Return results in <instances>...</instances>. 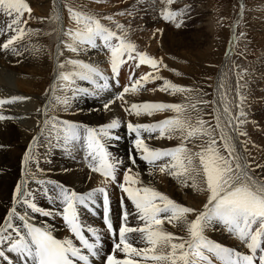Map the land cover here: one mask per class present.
<instances>
[{
	"label": "snow or ice",
	"instance_id": "6c2138e0",
	"mask_svg": "<svg viewBox=\"0 0 264 264\" xmlns=\"http://www.w3.org/2000/svg\"><path fill=\"white\" fill-rule=\"evenodd\" d=\"M172 2L173 0H167V4ZM66 7L69 20L75 27L60 31V36L64 38L57 45L54 79L49 88L45 89V93L50 91L51 96L42 113L37 109L43 120H37L39 131L32 136L23 154L22 179L16 184L12 193V206L0 223V264H92L91 258L100 255L101 236L97 229L83 222L80 209L92 211L98 198L103 201V223L107 232L113 236L111 251L105 254L102 264H212L208 254H212L220 264H264V175H253L248 161L236 151L232 136L227 132L228 128L233 127V120L244 115L240 105H236L240 110L234 117L226 93L220 91V105L213 108V124L199 114L193 120L186 110L195 108V104H128L124 99L125 94H136L144 84L163 79L159 75V66L163 65V61L146 51L138 50L134 43L126 39L123 25L115 23L116 31L102 23V20L111 21V16L98 17L76 10L70 5ZM0 11L12 17V25H18L12 29L15 34L0 44V47L7 50L26 31H33L21 26L24 14L28 13L30 19L32 10L26 0H0ZM242 11L241 5V14ZM118 14L123 15L122 12ZM160 15L165 22H171L176 27H180L183 22L177 20L178 16L183 15L182 10L172 11L164 7ZM54 20L58 21L59 17H54ZM27 22L26 19L23 20V24ZM240 35L243 36V32ZM96 48L107 49L109 53L110 78L98 66L82 59H59L64 50L79 56L82 52ZM12 51L20 55L15 47H12ZM33 51L39 52V48H34ZM127 61H133L136 68L145 65L152 71L135 80L129 75L130 84L123 85L122 90L107 99L103 104L104 109L109 110V106L118 100L125 113L137 117L145 114L151 116L154 112L165 110L176 113L171 118L155 123L127 122L126 131L132 137L134 150L128 159L132 165H136L138 156L139 160L149 165V175L154 174L157 161H165L158 166L161 173L167 171L181 185L205 195L199 208L174 201L151 183L145 184L140 179L138 170L122 167L123 161L108 150V142L121 139L116 134V130L121 128L120 119L113 118L98 127H90L49 114L53 105L67 110L77 96L99 97L112 87L110 80L115 81V86L120 88L119 73L121 66ZM78 81L86 82L91 87H81ZM220 89H223V84ZM159 90L169 94H186V99L196 91L166 79H163ZM237 96L239 97V91ZM25 99L28 98L13 96L10 99H0V105ZM196 103L208 104L209 101L197 97ZM8 118L10 117L0 115V120ZM240 123L243 121L237 119V126ZM234 130L239 131L238 127ZM144 133L148 134L147 139L153 138L154 133H158L156 138L168 139L178 134L180 142L174 147H151L146 143ZM239 134L245 135L242 132ZM41 138L47 148L64 151L82 142L88 168L102 177L98 186L83 193L55 181L34 180L42 186L43 195L49 202L59 205L55 212L39 207L34 202V192L37 190H29L27 179L31 171L23 170V166L34 161L38 167L40 157L34 149L41 146ZM196 139L202 143L194 145L199 150L193 151L187 147L186 142ZM257 167L264 168V165ZM121 173L122 179H119ZM109 184H116L122 197H126L134 209V212L129 211L124 199H121L118 229L114 227L110 217ZM45 185L52 187L49 189ZM17 205H22L24 210H18ZM35 213L41 216H60L79 246L70 238L57 239L50 227L37 226L31 215ZM129 217H133L138 223L130 226ZM165 220L178 226L184 235L165 231L161 227ZM216 224L240 241L247 253L208 239L204 234L205 230ZM134 233L138 234L137 243L143 244V247L132 243L134 237L131 234ZM7 253H12L17 259H11ZM118 253L121 255H117Z\"/></svg>",
	"mask_w": 264,
	"mask_h": 264
},
{
	"label": "rangeland",
	"instance_id": "374dc122",
	"mask_svg": "<svg viewBox=\"0 0 264 264\" xmlns=\"http://www.w3.org/2000/svg\"><path fill=\"white\" fill-rule=\"evenodd\" d=\"M130 1H132L133 4H131ZM164 1L165 0H143V6H145V3L147 6L146 9L151 8L152 3H155L157 6H162L166 3H164ZM26 2L29 4L32 10L31 18L28 19L29 14L25 13L22 17L21 26H23L25 29L33 30L31 33H27L26 31L24 36L27 40L30 39L31 45L33 44L32 46H35V39L39 41L38 47L42 51V57L35 58L32 49L25 43L23 37L15 41L14 44L9 47L10 51L8 52L12 53V55H10L11 58H13L15 61L23 60L25 67L27 66L28 69L27 73H30L31 78L36 81L38 85L37 92L36 86H33V90L31 93L32 95L25 96L26 98H29V101L25 99L9 104L12 109H17L18 111L25 110L22 109L24 107L23 105L28 106L30 104H33L31 100L34 99L36 101H39L38 105L43 112V107L46 101L51 96L50 91L48 94L45 93V89L49 88V85L54 79L55 62L58 58L57 45L59 44V40L63 39L60 36V31L61 29H67L68 27H75V25L69 20L66 5H70L79 11L92 13L98 17L111 16V21L102 20V23L108 25L116 31L118 30L115 28V23L123 25L124 31L126 33V39L134 43L137 49L141 51H145V46L141 45L142 43H140L136 39L140 38V36H136L138 35V32L136 33V31H140V29H142V31L144 30L143 33L148 37L149 35H153L151 31L154 30L155 27L150 22V18H148V16L145 17L144 15H142V12L140 11L141 9H138V6L140 5H134V0H26ZM166 5H168L167 7L172 11H183V15L177 17L178 21H183L181 23V26L176 27L171 22H165L161 18V16L157 15L156 17H160V19L157 18L158 20H161L158 22L167 26L166 29L171 30L177 36H179V38H181V46L183 48L181 46L174 47L175 51L169 49L167 45H170V42L167 37H164L167 38V45L163 44V46L165 47L163 48V46H161V38L158 36H154V46L156 45V49H158L159 52L157 55L155 51L154 53H148L151 56L157 59L159 58V60L163 61V65L159 66V73L165 72L168 73L167 75L169 76L173 74L176 82H173L172 80H170V82L180 86L192 88L196 91L190 94L189 99H186V94L182 93L169 94L168 92L163 91L160 94H162V96H167L168 99H172V101L176 104H195V108H189L186 110L191 114L192 117L194 116L193 120L199 114L204 120L210 121L214 124L215 120L213 118V108L215 107V104L213 102L215 101V79L218 71L220 70L222 62H225L221 82V84H223V89L219 88V92L224 91L226 93L229 106L234 117L235 114L240 110L236 107L237 104L240 105L241 109L244 112L243 116H239L238 118L233 120V127L228 128L227 132L232 136V142L235 146L236 151L248 161L253 175H264V168L257 167V165H264V149L262 147V144H257L258 146H256L255 148L253 147L256 145V142L254 141L255 138L257 139V137L259 136H253L250 133V124H254L255 116H257L255 114V111L256 113H260L262 111L264 112V0H173L171 4L166 3ZM241 5L243 6L242 14ZM121 12L123 13V15L118 14ZM1 16H5L8 19L5 20ZM54 17H59V20L55 21ZM25 19L28 21L27 24H23V20ZM140 19H143V21H147V26L145 25L144 28H140ZM11 20L12 17H9L3 11H0V35L4 37L6 36V40L15 34L12 31L13 28H11L13 26L15 28V25L10 24ZM5 22H7V25L5 24ZM233 25H235L234 28ZM53 29H55L56 31L53 32ZM241 32H243V36L240 35ZM194 39H199L200 44L196 47H191L190 44L193 45ZM22 40L24 42H21ZM97 43H99V41H97ZM183 44L185 46H183ZM12 47H15L20 55L14 54L12 51ZM60 48L63 49V46L60 45ZM96 49L97 54H99L101 59L100 70L107 76L111 75L109 53L107 49ZM0 52H4L5 54L7 53V51L2 47H0ZM65 58L81 59L80 55L77 56L76 54L70 53L67 50H64L63 55L59 57V59L61 60ZM35 60L36 62L33 66V62L30 61ZM36 66H42V71L38 73L35 72ZM1 71L2 68L0 70V73ZM150 71L152 70L145 65H141L140 67L136 68L133 61H127L121 66L118 78H120V75L122 73L123 76H127L128 74L131 75L133 77V80H135ZM7 73L2 74V76L5 78L7 83L10 82L9 84L14 87V78L12 77V75L10 76ZM39 76L41 77V80H39ZM163 79L151 81L150 86L153 88L155 87V90L158 91L160 84L162 85L163 83ZM110 83L112 84V87L107 92H104L106 93V97H104V95H101L99 97L91 96L94 102L99 101V103L103 105L107 99L114 96V89L112 88H119L115 86V81L110 80ZM120 90H122V87ZM237 91H239V97L237 96ZM197 97L202 100H207L209 101V103H196ZM1 106L2 105H0V109H3V106ZM112 108L113 107L111 104L109 106V110H111H107L108 114H110ZM249 109H251V111H254L249 112ZM35 111L37 112V109ZM165 111L167 112V110ZM169 115L170 117H173L176 114L174 113ZM17 118H21L20 120L24 122L30 121L32 119L31 116L26 118ZM163 119H167V117L161 118L160 120ZM237 119L243 121L244 124L240 123L237 126ZM13 120L16 122L18 119ZM37 120L42 121L43 116L39 114L37 119L35 120L36 123ZM237 127L239 131L234 130ZM253 128H255L254 125ZM120 131L121 133H125L128 136L125 125L121 126ZM9 132L12 141L19 140L12 128H9ZM240 132L245 133V135H240ZM256 133L259 134L258 130L256 131ZM262 136L264 138V132ZM42 144H45L43 138H41V145ZM197 144L198 143H196V140H194L193 142L189 143L188 148L193 149L194 145ZM82 146L83 144L81 142L68 151L56 148L49 149L44 146L45 152L44 155L40 158L43 162H47V166L44 168V170L48 171V177L54 176L58 177L62 182L70 181L72 183H75V185L77 184L78 186H85L86 182H81L80 179L74 177L73 171L70 169V167L72 166L68 165V160H73L70 155H72L73 157L78 156V152L76 153V151H79ZM23 147L24 146H20L19 149L22 150ZM193 151L195 150L193 149ZM221 151H223L222 147ZM22 152L23 153L21 154L22 156H20V158H18L19 154L15 155L14 160L9 157L10 165L14 166L12 170L6 168L7 161L6 158H4L5 155H3L1 158L2 162L5 160L2 163L3 165H0L3 167L1 174L4 173L6 177L11 174L12 178L10 179V182L13 181L12 183L15 184L11 190V193H13L16 184L22 179V172L20 169H22L23 154L25 151ZM157 162V166L154 170L155 173H157V170H159V164H157ZM38 165H40V160L38 161ZM78 165H80V167L82 166L83 169L85 168V170L90 172V169L88 168L85 160L81 159L78 162ZM157 182L160 183L158 179ZM10 187L7 188V191L10 190ZM44 197L46 198V196ZM10 198L12 199V194ZM99 200H101V198H98L97 203L92 206V211H88L83 208L80 209L81 219H83L84 222L85 216V220L87 221L88 226L92 225L91 227H94V221L99 224V216L101 213L98 212L100 206ZM40 201H42V199ZM40 201H38L39 207H42L46 210H52L54 212L58 210L54 209V205H51L49 203V205L45 207L41 205ZM201 204L198 207H201ZM129 208L132 209V207ZM35 214L39 215L38 213ZM48 217V221L51 222V219L53 218V223L56 221L57 226L61 227V229L64 231L63 233L65 234L66 232V238L73 239L74 241V237H72L68 232L67 227L63 223V220L60 216L57 215ZM117 224L118 222L116 223L115 221V225ZM165 227L171 230V227L168 224H166ZM221 228V225L218 226V229ZM211 258L216 259L213 255H211ZM211 261L212 264H216V261Z\"/></svg>",
	"mask_w": 264,
	"mask_h": 264
},
{
	"label": "bare ground",
	"instance_id": "6f19581e",
	"mask_svg": "<svg viewBox=\"0 0 264 264\" xmlns=\"http://www.w3.org/2000/svg\"><path fill=\"white\" fill-rule=\"evenodd\" d=\"M130 2H131V4H133L132 1H130ZM134 2H135L134 5H136V6L140 5V6H138V9L139 10L141 9L140 11L142 12V15H144L145 17L148 16V18H150V22L155 26L154 30L151 31V33H153V35H151V36L149 35L148 37L143 33L144 30L142 31V29H140V31L139 30L136 31V33L138 32V35H136V36H140V38H136V39L140 43H142L141 45L145 46L144 49L147 53L148 52L154 53V51H155L156 55H157L159 52V50L156 49V45L154 46V44H155L154 36H156V37L158 36L161 38V46H163V44H166V40L168 38L170 45H167V44L166 45L172 51H175L174 47L181 46V43H182L181 38H179V36H177L171 30L166 29L167 26L158 22V21H161V20H158V19H160V17L159 18L156 17L157 15L161 16L159 14L161 13L162 8L168 6V5H166V3H167L166 0L164 1V3L165 2L166 3L163 4L162 6H157L155 3H152L151 8H147V9H146V7H147L146 3H145V6H143L144 5L143 0H134ZM170 6H172V5H170ZM157 13H159V14H157ZM144 16H142V17H144ZM1 17H3L5 20L8 19L5 16H1ZM28 19H29V17H28ZM139 23H140V28H144L145 25L147 26V21H145V20L143 21V19H140ZM5 24L7 25V22H5ZM17 27H18V25H15V28H17ZM11 28H14V26ZM158 29L161 31H157ZM5 37L0 35V44H3L4 41H6ZM164 37H167V38H164ZM61 38H64V37L61 36ZM23 39L25 40V43L32 49V52H33L35 58L42 57V51L38 47L39 41L37 39L34 40L35 46H32L33 44L31 45L30 39L27 40L25 38V36H23ZM178 41H180V42H178ZM21 42H24V41L22 40ZM193 42H192L193 45L190 44L191 47L192 46L196 47L200 44L199 39H194ZM183 46H185V45L183 44ZM140 47H142V46H140ZM34 48H39V52H34L33 51ZM163 48H165V47L163 46ZM6 51H7L6 54L4 52L3 53L0 52V67L2 68V71L0 73V99H10L13 96H21V97L30 96V95H32L31 93L33 90V86H36V92H37V89H38L37 82L31 78L30 73H27L28 69H27V66L25 67V65L23 63L24 61L23 60L15 61L13 58H11L10 55H12V53L8 52V51H10V48L7 49ZM79 55H80L81 59L84 60L85 62L92 63V64L98 66L99 68H101V64H100L101 59H100L99 54H97V49H89L88 51L82 52ZM30 62H33V66H34V63L36 62V60L30 61ZM224 65H225V62H222L220 70L218 71V73L216 75V79H215V85H214V100H215L214 104H215V107L220 105L219 88H220V85L222 82ZM36 67H35V72L38 73V72L42 71V69H41L42 66L37 67V68ZM1 68H0V70H1ZM7 72H9V73H7ZM4 73L9 74L10 76L12 75V77L14 78L13 81H15L14 87L9 84L10 82H8V83L6 82L5 78L2 76V74H4ZM167 74L168 73H165V72L159 73V75L162 78H164L168 81L172 80L173 82H176L175 78L173 77V74L170 76ZM108 76H109V78L111 77V75H108ZM122 76L123 75L121 73L120 78H119L120 86L122 87L125 84H130L129 79H128L129 74L127 76H123V77ZM41 77H42V74H41ZM41 77L39 76V80H41ZM171 77H173V78H171ZM77 83L81 87H91L86 82L78 81ZM150 83H151V81L144 84L143 88H141L136 94H131V93L125 94L124 99L128 102V104L142 103V102H163V103L171 102V103H175L172 101V99H168L167 96H162V94H160V93L163 91L155 90V87L154 88L151 87ZM153 85H154V83H153ZM121 87L119 89L112 88V89H114L113 94H115L117 91H120ZM101 95H104V97H106V93H102ZM168 96H171V95H168ZM172 98H174V97H172ZM26 100L29 101V98ZM31 101L33 104H30L28 106L23 105L24 107L22 109H25L23 111H18L17 109H12V107H10L9 104L2 105L3 109H0V112H1L0 115H3L5 117H10L8 119L0 120V165L5 161L4 160L2 162V159H1L2 156L5 155L4 158H6V161H7L6 168H9L10 170H12V168L14 166L10 165L9 157H11L14 160L15 155L19 154L18 158H20V156H22L21 154L23 153L22 151H25L29 142L31 141L32 136L36 135L38 132L37 130H39L36 126L37 123L35 121L39 114L35 110L40 109V112L42 113V109L38 105L39 101H36L34 99H32ZM112 107H113L112 111L110 112V114H108L107 110L104 109L103 105L101 103H99V101L94 102L92 100L91 96L80 95V96H77L75 98V100L71 103V106L67 110H65L63 107H57V106L53 105L49 109V114L55 115L60 119H65V120L77 122V123H80L82 125H87L90 127H98L102 124L109 122L113 118L120 119L122 122L121 126H123V125L126 126L127 122H129V121H131L133 123H155V122L160 121V119L164 118V117L171 118L169 114H174V112H172L171 110H167V112L166 111L154 112L151 116L145 114V115H141V116L137 117V116L129 115V114L125 113L123 108L121 107V102L118 100L114 101V103L112 104ZM110 110H108V111H110ZM220 111L222 113V106H220ZM253 111H251V109H249V112H253ZM255 114L258 117L255 116L254 124H250V127H251L250 133L253 136H259V137H257V139L255 138L254 141L256 142V145L253 147L255 148L256 146H258L257 144H259V145L262 144V147L264 149V138L262 136L263 132H264V120H263L264 119V112L262 111L260 113H256V111H255ZM30 116L33 120L31 119L30 121H27V122L21 121L20 120L21 118H17V117L26 118V117H30ZM13 119H18V120L15 122ZM253 125L255 126V128H253ZM247 127H246V129H247ZM9 128H12V130L15 132L16 136L19 138V140H17L18 142L12 141V139L10 137ZM256 129L258 130L259 134L256 133V131H257ZM116 134L119 135L121 137V139L108 142V150L115 157H117L118 159L123 161L122 167H131L133 169V171L138 170L140 172V179L145 184L151 183V185L154 186L158 191L166 194L167 196H169L174 201H176V202H178L184 206L199 208L198 206L205 199V195L203 193H201L199 191H195L191 187H186V186L181 185L180 183H178V181L175 178L168 175L167 171L164 173H161L159 170H157L158 171L157 173L154 172L153 175H149V165H147L143 161L139 160L138 156H136V160H137L136 165H132L131 161L128 159L130 153H132L134 151L132 148V143H131L132 137H130L129 135L127 136L125 133H121L120 129L116 130ZM143 135L146 138V143H148L149 146H151V147H158V148L174 147L175 145H177L180 142V137L178 134L174 135V137L172 139H168L167 137L156 138L158 136V133L152 134L153 138H151V139H147V136H148L147 133H144ZM250 137H251V135H250ZM40 143H41V141H40ZM186 143H187V147H188L190 142H186ZM196 143H198L197 145H199L202 143V141L199 139H196ZM44 145L42 144L40 147L34 149V152L38 153L39 157L44 155V152H45ZM20 146H24L22 150L19 149ZM193 149L195 151L199 150L198 148H194V147H193ZM77 152H78V156L75 155L76 157H73L72 155L69 154L73 160H71V161L68 160V165L72 166V167H70V169L73 171L74 177L80 179L81 182H86L85 186H78L77 184L75 185V183H72L70 181L62 182L61 180H59L58 177H54V176L48 177V175H49L48 171L44 170V168L47 166V162H43L41 158H39L40 165H38V167H37V162H35V161L30 162L26 166H23V170H25V171L30 170L31 171V175H29L27 177L28 188L30 191H32L34 189L37 190L34 192V196H35L34 202L37 203L38 206H39L38 201H40L41 199H42V201H40V203H41V205H43L45 207L49 204H51V205H54V204L50 203L47 197L46 198L44 197L43 191H42V186L36 184L34 182V180L55 181L59 184H63L65 186L69 187L70 189H74L75 191L81 192V193L89 191L92 188H94L95 186L99 185L100 181L102 180V177H100L98 173L96 174V173L91 172V171L88 172L87 170H85V168L83 169L82 166L80 167V165H78V162L81 159L85 160V152H84L83 146L79 151H76V153ZM164 162L165 161H158L157 164L160 165ZM38 168H39V170H38ZM2 169H3V167L0 166V176H1V179H0L1 180V182H0V223L3 222V217L6 215L7 210L12 206V202H11L12 199L10 198V196L12 194L11 190H12L13 186L15 185L14 183H12L13 181L10 182L12 175L9 174L8 177H6V175H4V173L1 174ZM20 170L22 172V169H20ZM119 179H122V173L120 174ZM157 179L159 180L160 183L157 182ZM8 186L10 187L9 191H7V188H9ZM45 186L48 187L49 189H51V187H52L51 185H45ZM108 193H109V200H110V212L113 215L114 224H115V221H116V223L118 222V224L115 225V227L118 229L119 218H120L121 211H122L121 210V204H120L121 199L122 198L124 199L125 205L129 211L134 212V209H133L131 203L127 201V198L122 197V193L116 184H109L108 185ZM99 204H100V206H99L98 212H101L100 216H99V224L94 221V227L93 228L97 229L100 236H101V248L99 249L100 255L98 257L91 258L92 264H102L103 260L105 259V254L111 251V247H112V243H113V240H110V237L107 235V232L105 231V229L103 228V226L101 224V220L103 218V207H102L103 201H102V198H101V200H99ZM129 207H132V209ZM17 208H18V210H21V211L24 210L22 205H17ZM58 208H59L58 204L54 205V209H58ZM31 215L34 217L33 222L37 226L50 227L52 234L57 239H65L66 238L65 237L66 232H65V234L63 233L64 231L61 229V227L57 226L56 221L53 223V221H54L53 218L51 219V222H50V221H48V218H49L48 216H41V215H36V214H31ZM129 221H130V226H135L138 223L133 217H129ZM16 223H19V221H16ZM84 223L87 225V221L85 220V216H84ZM166 224H168L171 227V230L169 228L165 227ZM218 226H220V225L216 224L212 228L206 229L205 233H204L205 236L208 239H210L214 242H217L223 246L230 247V248H233L235 250L247 253V249L241 244L240 241L235 239L232 235L227 233L224 229H222V228L218 229ZM161 227L165 231L171 232L174 235H184V233L180 230V228L178 226H173V224H170L167 220H165L162 223ZM85 235L88 236L87 232H85ZM131 235L134 237V239L132 240V243L134 244V246H137V247H143L144 246L141 243H137L138 234L134 233ZM89 239H90V237H89ZM117 239H118V236H117ZM77 242L74 238V243L77 246H79V242L78 243ZM7 255L13 260L17 259L12 253H7ZM117 255H121V254L118 253ZM211 255L212 254H208L209 258L211 260L216 261V264H220V261L211 258ZM257 264H258V262H257Z\"/></svg>",
	"mask_w": 264,
	"mask_h": 264
}]
</instances>
